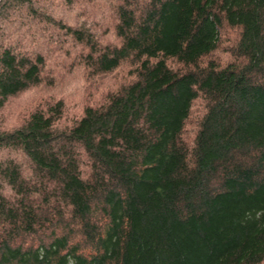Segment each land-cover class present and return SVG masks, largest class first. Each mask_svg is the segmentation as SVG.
I'll return each mask as SVG.
<instances>
[{"label":"trees","instance_id":"16d2710c","mask_svg":"<svg viewBox=\"0 0 264 264\" xmlns=\"http://www.w3.org/2000/svg\"><path fill=\"white\" fill-rule=\"evenodd\" d=\"M55 51L126 79L0 122V264H261L264 0H0V108Z\"/></svg>","mask_w":264,"mask_h":264},{"label":"rangeland","instance_id":"374dc122","mask_svg":"<svg viewBox=\"0 0 264 264\" xmlns=\"http://www.w3.org/2000/svg\"><path fill=\"white\" fill-rule=\"evenodd\" d=\"M91 9L95 11L94 5L90 6ZM56 12L58 13L59 11L56 10ZM96 18L98 19V17ZM92 19L94 21V18ZM105 23L106 21L102 22L103 28L107 26ZM105 38L107 39L108 36ZM78 50L80 51L82 49L78 48ZM70 53V57H64L63 55H58V52L55 51L52 53V57L48 59L46 75L47 77H54L55 85L52 87L44 84L39 85L8 99L6 104L0 108V122L3 128L11 129L21 125L24 118L32 110L45 106L47 102H53L59 99L64 101V114L60 125H69L73 118L82 114L85 105L99 103L106 91L115 89L116 86L126 79L128 68L125 66L106 76L84 78L82 67L71 63L72 61H77L76 52L71 51ZM54 64L64 65V67L55 68ZM71 64L72 70L68 72ZM53 70L54 72H52ZM196 106L197 104L193 108L191 118L197 116V111L195 112ZM196 110H199V108ZM185 129L186 132L189 131V127ZM261 264H264V261Z\"/></svg>","mask_w":264,"mask_h":264}]
</instances>
